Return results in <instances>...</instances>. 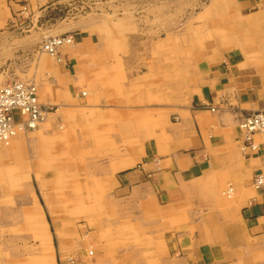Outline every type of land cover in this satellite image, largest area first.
Listing matches in <instances>:
<instances>
[{
	"label": "crops",
	"instance_id": "obj_1",
	"mask_svg": "<svg viewBox=\"0 0 264 264\" xmlns=\"http://www.w3.org/2000/svg\"><path fill=\"white\" fill-rule=\"evenodd\" d=\"M206 12L212 39L192 58L120 55L92 35L62 50L70 65L48 61L40 103L57 109L44 129L65 121L70 142L82 135L69 149L91 161L86 190L121 206L103 237L115 242L73 264H264V189L253 186L264 138L244 152L240 129L264 108V0H212L198 32ZM11 80L0 72V87Z\"/></svg>",
	"mask_w": 264,
	"mask_h": 264
},
{
	"label": "rangeland",
	"instance_id": "obj_2",
	"mask_svg": "<svg viewBox=\"0 0 264 264\" xmlns=\"http://www.w3.org/2000/svg\"><path fill=\"white\" fill-rule=\"evenodd\" d=\"M211 2L0 0V72L7 70L11 81L33 82L39 94L40 84L49 78L44 72L48 61L64 65L43 52L41 44L48 37L66 34L76 39L66 49L93 35L110 41L120 55L148 56L151 49L192 58L198 41L212 39L211 13L206 12L200 22L209 30L201 27L198 32L197 27V13L210 8ZM47 108L46 120L36 129L0 144V264H73L79 253L92 257L96 245L115 242L103 237L119 226L114 214L121 206L111 203L116 193L86 190L91 177L85 173L91 161L84 152L75 159L69 149L84 143V137L76 133L70 142L65 121L44 129L57 109ZM37 129L46 132L32 133Z\"/></svg>",
	"mask_w": 264,
	"mask_h": 264
},
{
	"label": "built area",
	"instance_id": "obj_3",
	"mask_svg": "<svg viewBox=\"0 0 264 264\" xmlns=\"http://www.w3.org/2000/svg\"><path fill=\"white\" fill-rule=\"evenodd\" d=\"M75 43L72 35L48 37L43 40L41 50L58 63L70 65V58L62 53V49ZM48 114V108L40 103L38 88L33 82L12 81L0 87V144H9L20 131L37 128ZM240 129L244 152L259 150L255 138H264V108L246 116L240 122ZM253 186L257 190L264 189V173L255 175ZM233 192V188H229L226 194L230 197Z\"/></svg>",
	"mask_w": 264,
	"mask_h": 264
},
{
	"label": "bare ground",
	"instance_id": "obj_4",
	"mask_svg": "<svg viewBox=\"0 0 264 264\" xmlns=\"http://www.w3.org/2000/svg\"><path fill=\"white\" fill-rule=\"evenodd\" d=\"M73 36V35H72ZM39 95V94H38ZM36 129V128H35ZM21 132H23V131H20L19 133H21ZM19 133H18V135H19ZM18 135H16L13 139H15Z\"/></svg>",
	"mask_w": 264,
	"mask_h": 264
}]
</instances>
